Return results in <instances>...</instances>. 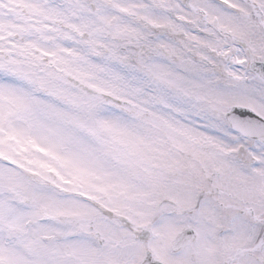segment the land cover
<instances>
[{"label": "snow or ice", "instance_id": "1", "mask_svg": "<svg viewBox=\"0 0 264 264\" xmlns=\"http://www.w3.org/2000/svg\"><path fill=\"white\" fill-rule=\"evenodd\" d=\"M0 264H264V0H0Z\"/></svg>", "mask_w": 264, "mask_h": 264}]
</instances>
